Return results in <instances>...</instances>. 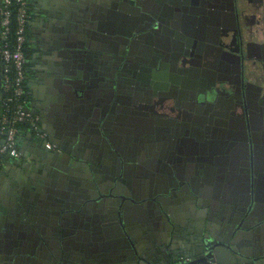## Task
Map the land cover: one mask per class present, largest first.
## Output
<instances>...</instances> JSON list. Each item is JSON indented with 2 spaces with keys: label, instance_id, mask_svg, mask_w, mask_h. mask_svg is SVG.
<instances>
[{
  "label": "flooded vegetation",
  "instance_id": "1",
  "mask_svg": "<svg viewBox=\"0 0 264 264\" xmlns=\"http://www.w3.org/2000/svg\"><path fill=\"white\" fill-rule=\"evenodd\" d=\"M155 1L157 4L149 0L145 6L153 21L152 25L150 20H133L135 15L130 12V7H126L128 25L116 30V37H120L122 41L118 40L119 48H116L111 63L112 71H116L115 81L120 87L116 88L115 99L111 104L114 112L110 110L106 112V119L100 118V121L106 120L107 132L103 136L110 135L114 144L110 142L106 145L104 138L91 135L94 139L93 149L80 153L84 158L95 161L92 163L98 171L94 178H88L89 169L86 168L74 173L67 172L63 163H57V167H60L61 174H67L65 178L61 175L54 178L55 169L48 163L46 166L33 167L34 170L31 169L29 174L13 176L10 184H0V207L3 214L4 210L7 215H11V211L18 214L23 210L25 213L26 207L30 212H43L44 207L37 209V206L44 204L40 200H32L31 194H37L38 186L47 187L48 183L52 185V182L56 181L58 185L62 182L71 183L73 188L78 190H96L100 198L98 200L103 202L96 212H92L94 223L86 222L84 226L90 224L91 230L94 231L96 228H103L100 232L109 230L112 236H116L117 242L124 241L121 246L127 245V237L129 239L131 234L129 229L136 228L134 222L129 219L133 213L145 212L158 227L162 225L160 229L167 227L166 219L170 215L167 209L171 211L178 208L180 213L184 211L181 205L177 206L175 203L178 198L172 196L173 192L180 195L181 187L178 188L177 184L184 181L196 185L199 183L195 174V165L198 163L191 161L198 160V147L196 148V142L190 140L195 139L194 135L200 136L196 129L201 128L198 127L199 118L204 116V112L198 115L194 112L197 98L201 91L206 94L209 92L200 87V84L192 82L202 71H206L211 78L212 73H216L217 80H222L219 82L222 87L232 90L229 97L220 95L218 91L214 97L224 100L234 98L237 105L235 108L231 107L229 112H224L229 118L223 119L222 122L227 126H221V130L230 131V137L231 130L247 128L252 131L243 150V153L248 155L250 166L247 168V164L243 165L245 167L240 165L239 168L245 171L237 179L240 182L245 181L250 190L251 183L257 176L256 170L264 164V108L259 105L264 97V0ZM147 24L150 28L145 30ZM121 32L125 33L124 36ZM146 34H151L152 38H138ZM147 40L153 41L152 44H146ZM133 41L135 53L131 55L130 44ZM184 70L188 72H178ZM121 71H124L123 75H119ZM192 96L194 97L191 98ZM226 105L232 104L226 102ZM213 133L217 135L218 132H211L206 139L209 152L211 142L216 140L211 137ZM201 136L205 139L204 133ZM233 142L228 140L220 149L224 158L229 160L232 150L237 148L235 153L239 154V149L242 148L239 146L242 141L236 140L237 145H231ZM184 144L196 149L195 152L189 149L188 154L182 155ZM201 160L202 166L213 168L210 153L202 156ZM243 161L246 162L245 158L238 160ZM76 173H81V176L77 177ZM211 179L210 177L208 181ZM92 181L96 188L92 187ZM215 181L217 182L216 173L212 183ZM233 182L236 186L237 182ZM75 183H78L79 187L75 186ZM66 191L71 194L74 192L67 185L66 190L61 189L60 197L56 198L63 200V192ZM214 193L216 192L213 191ZM81 194L96 197L89 193ZM134 194L136 196H133ZM166 195L172 197L167 204L155 201L162 196L167 198ZM183 195L186 196V193L183 192ZM136 197L140 198L136 206L130 205L128 202ZM64 201L71 202V198ZM18 205H21L20 209ZM74 212H77L76 209ZM107 220L109 221L106 222ZM102 222H106L104 227L101 226ZM73 223L72 220L68 228L60 232L61 241L70 243L76 239L74 228L81 230L82 225L76 224V227H73ZM120 223L125 226V236H118ZM46 227L42 225V228ZM83 231L87 232L85 227ZM46 235L55 236L54 231L48 228Z\"/></svg>",
  "mask_w": 264,
  "mask_h": 264
},
{
  "label": "water",
  "instance_id": "2",
  "mask_svg": "<svg viewBox=\"0 0 264 264\" xmlns=\"http://www.w3.org/2000/svg\"><path fill=\"white\" fill-rule=\"evenodd\" d=\"M147 2L149 0L69 1L71 10L65 19L70 22L68 26L73 28V35L68 37L73 40V43L68 45L70 50L61 53L62 60L58 63L59 66L50 70L54 71L52 72L54 96L51 97V101H59L62 105V108L58 107L59 111L61 110V116L57 118L55 131L50 141L59 149L55 152L47 151L43 145L38 143V147L45 153L43 157L47 158L46 162L55 169L54 178L60 175L63 178L67 176V174H61L60 167H57V163H63L62 159L66 157L67 161H65L71 163L66 169L67 172L74 173L80 171L81 168H86L89 169L88 178L92 180L98 171L92 163L95 161L81 156L87 149L94 147V139L91 135L104 138L106 145L110 142L114 144L110 135L103 136L107 132L106 120L105 122L103 120L106 119V112L110 110L114 112L111 104L115 99L116 88L120 87L115 81L116 71H112L111 63L116 48H119L118 40L122 41L120 37H116V30L118 27L125 28L128 25L129 17L126 7H130V12L135 15L133 20L136 22L150 20L152 25L151 16L145 8ZM150 2L156 3L155 0H150ZM60 19L64 20L63 17ZM106 19H110V22H106ZM149 28L150 25L147 24L145 30ZM140 31L141 28L137 30L138 33ZM70 33L72 34V30ZM124 34L121 32V35L124 36ZM148 37L152 38L151 34L138 38L148 39ZM152 42L147 40L146 44H152ZM134 43L135 41L130 44L131 55L135 53ZM186 70L178 72L185 74L188 72ZM122 72L124 71H121L119 75H123ZM220 81L222 80L220 78L217 80L216 73H212L211 78L206 71L200 72L192 81L209 91L207 94L204 91L200 92L201 95L197 98L198 103L194 109L197 115L204 112V116L199 118L201 124L199 123L198 127L201 128L196 129L200 132V136L194 135L195 139L190 140L196 142L195 145L198 148L196 150L184 144L181 152L184 155L188 154L189 149L193 152L198 151L196 154L199 156L198 160L191 161L198 163L195 165V174L199 183L196 185L193 182L191 184L184 181L177 184L178 188L181 187L180 195L173 192L172 196L178 198L175 203L177 206L181 205L184 211L180 213L178 208H173L174 210L171 211L167 209L168 215L170 214L166 219L168 220L167 227L160 229L162 225L158 227L145 212L144 214L133 213L129 219L135 223L133 225L136 228L129 229L131 234L129 239L127 237V245L121 246L117 244L116 236H112L109 230L105 229L100 232L103 228H96L95 231L90 228L94 220L90 214L96 212L103 202L98 200L100 198L96 190L95 192L78 190L74 189L71 183L62 182L58 185L56 181H53L52 185L48 183L47 187L38 186L37 194H31L32 200H40L44 204L37 206V209L44 207L41 213L30 212L26 207L25 213L23 210L18 214L11 211V215H7V211L4 210L3 214L2 207H0V253L5 255L2 258L14 264H264V215L258 214V199L255 194H252L251 188L249 190L248 186L245 190L242 186L239 187V182H237L239 175L245 171L239 166L246 164L247 168L250 166L248 155H245L243 150L252 131L247 128L231 130L232 136L230 137L228 136L230 131L221 130V126H227L225 122H222L223 119L229 118L224 115V112H229L232 110L231 107L235 108L237 105L234 103V98L224 100V98L216 97L217 91L222 96L232 93L229 88H223ZM226 102L232 105L227 106ZM259 105L264 108V97L261 98ZM100 118L103 120L100 121ZM64 119L70 121V124L73 119V125H70V128L67 125L63 127ZM107 120L109 121L110 118ZM70 129L74 132H70ZM215 131L218 133L217 135L213 133L211 136L216 140L211 142L212 147L209 152V143L206 139L209 138L211 132ZM55 133L57 139L53 138ZM203 133L205 139L201 136ZM29 140H33L32 135L29 136ZM228 140L234 141L231 145H237L236 140L242 141V145H239L242 146V151L239 149L240 153L236 154L237 148L232 150L230 160L224 158L220 151L221 146L227 144ZM25 150L24 148L21 152L22 158L13 161L12 166L21 173L27 170L26 174H29L28 171L33 167L24 163V159L27 158ZM208 153L213 159V168L209 167V169L200 164L201 157ZM240 158H245L246 162H238ZM215 173L217 182L212 183ZM236 173L239 174L235 175ZM80 174L76 173L77 177H80ZM210 177L212 179L208 181ZM2 178V181L8 179L7 177ZM233 181L237 182L236 186ZM78 183H75V186H78ZM92 183V187L96 188L94 181ZM67 185L71 191H74L73 194L66 191L63 192V200L57 199L56 197H60V190H66ZM214 186H217V189ZM56 187L58 189H54ZM214 189L216 193L213 194ZM81 193L93 194L96 197L84 196ZM166 197L156 198L155 201H160L165 205L172 198L167 195ZM70 198L71 202L64 201ZM137 200L139 201L140 198H133L128 203L135 205ZM72 204L75 205L72 206ZM142 207L143 205L140 209ZM20 208L21 205H18V209ZM50 208L52 210H49ZM74 209L77 212H74ZM262 210L264 213V207ZM70 219L74 221L73 227H76V224L82 226H80L81 230L74 228L73 234L77 237L69 243L61 241L59 234L63 229L68 228ZM86 222H91L87 224L89 227L84 226ZM106 222H102L101 226L104 227ZM42 225L54 231L53 241L51 235L49 237L46 235V229L42 228ZM84 227L87 232L83 231ZM125 230V226L120 223L118 236H125L127 233ZM28 231L31 234H28Z\"/></svg>",
  "mask_w": 264,
  "mask_h": 264
},
{
  "label": "crops",
  "instance_id": "3",
  "mask_svg": "<svg viewBox=\"0 0 264 264\" xmlns=\"http://www.w3.org/2000/svg\"><path fill=\"white\" fill-rule=\"evenodd\" d=\"M69 1L70 0H32L31 1L35 16L31 22L32 55L29 60L31 66V76L28 82L29 105L32 108V110L40 117L41 126L47 133L49 139L52 138V135L55 131V123L57 121L58 116L59 115L61 116L60 114L61 110L59 111L58 107L60 106V108H62L61 107L62 105L60 104L59 101L57 102L51 101V97L54 96L52 92L53 90L52 81L54 78L52 72L54 71H50V70L55 69L59 66L58 63H60L62 60L61 53L63 51L70 50L68 45L71 42L73 43V40H70L68 37L72 36L74 31L71 26H68L70 22L65 19L67 15L69 16V11L71 10ZM108 10H111V8H108ZM60 17H63L64 20L60 19ZM105 21L110 22V19H106ZM0 23H1V11H0ZM109 27L110 26H108V28ZM71 30H72V34L70 33ZM113 33L114 30L112 29V34ZM106 36H110V35H106ZM1 42L2 40L0 36V46H1ZM3 69H4L3 62L2 59L0 58V120L2 114L3 101L5 98V92L3 89V82H2ZM72 122H74L73 119ZM62 125L63 127L67 125L69 126L68 128H70V125L72 126L73 123L70 124V121L64 119L62 121ZM70 132L73 133L74 130L70 129ZM56 133L53 136L54 139H57ZM23 147L26 149L25 151L27 153V158L24 159V163H28L31 168L47 165L46 162L47 158L43 157L45 153H43L41 148L38 147V142L36 140L33 139L30 141L28 136ZM17 160L18 159H13L9 156L5 158L4 160L5 163L0 171V181L3 180L2 177H7L8 179L0 182V184L8 185V183L9 184L11 183V178L13 176L22 175L26 173L27 170H25V173L24 172L21 173L18 170H16V168H13L12 166L13 161H17ZM62 160H64L63 165H65V167H69L71 163L66 162L67 161L66 157L65 159L63 158ZM59 164H62V162H59ZM256 172H257V176H255V180L251 183V188H252V194H255L258 199L257 200V204L259 205L258 214L262 216L264 215L262 210L264 207V164L261 165L258 168V170H256ZM10 175H12L11 178ZM208 186L210 185L208 184ZM240 186H242L245 190H247V184L245 181H241L239 183V187ZM214 191L216 190L214 189ZM90 216L91 217L94 216V213H91ZM27 233L31 234V232L29 231ZM53 237L51 236L52 241H53ZM4 256L5 255L0 253V264H14L12 261H6L5 259H3L2 257Z\"/></svg>",
  "mask_w": 264,
  "mask_h": 264
},
{
  "label": "built area",
  "instance_id": "4",
  "mask_svg": "<svg viewBox=\"0 0 264 264\" xmlns=\"http://www.w3.org/2000/svg\"><path fill=\"white\" fill-rule=\"evenodd\" d=\"M28 5L29 0H1L0 36L2 45L0 46V58L4 66L2 82L5 98L0 120V137L2 135L7 137L3 145L0 146V156L6 155L13 159L21 157L17 140L19 130L16 124H29L31 133L28 136L35 137L36 141L43 145L47 151L55 152L59 149L48 138L41 126L40 117L36 113L33 114L34 111L28 105L26 90L28 57L25 51L28 42L26 31L31 19V15L28 13ZM15 7L18 9V14L17 24L14 28L15 44L12 47L5 42L13 33V11Z\"/></svg>",
  "mask_w": 264,
  "mask_h": 264
},
{
  "label": "trees",
  "instance_id": "5",
  "mask_svg": "<svg viewBox=\"0 0 264 264\" xmlns=\"http://www.w3.org/2000/svg\"><path fill=\"white\" fill-rule=\"evenodd\" d=\"M31 1L32 0H29V5H28V13L31 15V19H30V21L28 23V26H27L26 35H27V38H28V42H27V45H26V48H25L26 55L28 57V62H27V65H26V74H27V88H26V90H27L28 105H29L28 82H29V78L31 76V66H30L29 60H30L31 55H32V48H31V44H32L31 22H32V20L34 19V16H35ZM17 14H18V9H17V7H15L14 11H13V33L10 35L8 41L5 42V43H9L12 47H14L15 38H16L15 37L14 28L16 27V24H17ZM11 108H12V106H11ZM33 114H35V112ZM11 125H13V124L11 123ZM16 127L19 130V133L17 135V140H18V149H19V151L21 153L22 150H24L23 145H24V143L27 140V136H28L29 133H31V126L29 124H27V123H21V124H16ZM6 137H7L6 135H2L0 137V146L3 145V143L6 140ZM33 139L36 140L35 137H33ZM6 157H7L6 155H1L0 156V171L3 168V165L5 163L4 160H5ZM21 158H22V154H21Z\"/></svg>",
  "mask_w": 264,
  "mask_h": 264
},
{
  "label": "rangeland",
  "instance_id": "6",
  "mask_svg": "<svg viewBox=\"0 0 264 264\" xmlns=\"http://www.w3.org/2000/svg\"><path fill=\"white\" fill-rule=\"evenodd\" d=\"M124 243V241L123 240H121V241H119L117 244H123Z\"/></svg>",
  "mask_w": 264,
  "mask_h": 264
}]
</instances>
